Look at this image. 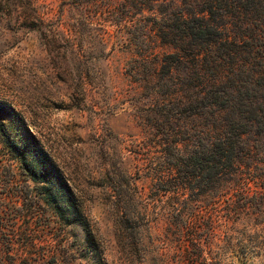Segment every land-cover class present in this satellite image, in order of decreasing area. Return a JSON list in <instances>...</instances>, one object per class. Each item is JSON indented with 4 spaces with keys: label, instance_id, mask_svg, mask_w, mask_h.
Wrapping results in <instances>:
<instances>
[{
    "label": "rangeland",
    "instance_id": "374dc122",
    "mask_svg": "<svg viewBox=\"0 0 264 264\" xmlns=\"http://www.w3.org/2000/svg\"><path fill=\"white\" fill-rule=\"evenodd\" d=\"M194 1L35 0L34 8L27 0L1 4L0 99L22 113L62 169L100 250H88L82 226L59 224L39 196L29 199L26 191L36 192L40 185L18 178L7 189L0 184L6 192L0 202V255L11 242L16 248L33 243L38 249L51 245L66 264H186L182 250L192 239L186 228L157 223L158 211L171 204L172 194L157 202L160 193L148 172L169 148L163 145L165 133L186 139L182 148L192 151L204 143L201 137L212 118L201 108V115L188 112L172 123L159 115L160 93L172 82L153 74L161 69L157 58L178 52L162 42L159 30L173 25L164 16L172 18L174 9ZM146 205L152 228L122 225L126 214L141 216ZM16 218H21L18 224ZM13 230L30 237L13 238ZM217 231L218 237L201 241L213 255L222 244L220 234L228 232L230 248L242 246L248 254L226 264H264V225L238 223Z\"/></svg>",
    "mask_w": 264,
    "mask_h": 264
},
{
    "label": "trees",
    "instance_id": "16d2710c",
    "mask_svg": "<svg viewBox=\"0 0 264 264\" xmlns=\"http://www.w3.org/2000/svg\"><path fill=\"white\" fill-rule=\"evenodd\" d=\"M27 1L34 8L35 0ZM3 2L11 5L0 0V7ZM170 15L164 19L173 25L161 28L159 36L178 52L157 58L161 69L153 74H164L172 82L160 93L159 115L172 123L188 112L201 115V108L212 118L201 137L204 143L192 151L182 148L186 139L164 134L163 145L169 148L148 170L160 193L157 202L172 194L171 204L158 211L157 223L188 230L192 243L182 250L186 264H226L231 257H246L248 250L230 248L226 232L220 240L229 252L220 244L213 255L212 248L201 243L204 236L214 239L218 228L230 230L238 223L246 228L264 225V0H195ZM170 103L177 105L170 109ZM18 178L40 185L36 192L26 191L29 199L39 196L59 224L82 226L88 250L99 253L91 223L62 169L22 113L0 99V184L7 189ZM5 194L0 190V202ZM3 207L0 204V211ZM148 208L143 207L141 216L126 214L122 225L152 228ZM11 236L30 237L26 231ZM2 251L0 264H66L49 244L16 248L11 242Z\"/></svg>",
    "mask_w": 264,
    "mask_h": 264
}]
</instances>
